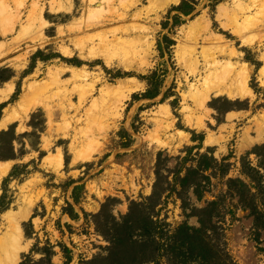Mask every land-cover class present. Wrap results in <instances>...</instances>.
<instances>
[{"label":"rangeland","instance_id":"rangeland-1","mask_svg":"<svg viewBox=\"0 0 264 264\" xmlns=\"http://www.w3.org/2000/svg\"><path fill=\"white\" fill-rule=\"evenodd\" d=\"M60 1L66 9L52 12V4ZM168 1L0 0V88L14 85L8 101L0 104H5L0 107V121L7 114L14 119L0 129V162H13L0 187V237L11 230L12 221L20 223L24 250L18 264L47 263L41 261L45 256L36 251V245L39 249L54 246V264L65 262L59 244L72 250L71 264L108 256L111 244L98 229L110 232L107 221L112 223L115 218L114 224L121 223L130 208L134 215L143 216L138 221L154 212L159 215L155 219L172 227L185 222L199 227L197 217H188L193 208H204L225 191L227 178L248 182L240 174L242 158L257 165L256 154L248 153L264 145H240L247 132L256 136V120L264 116V30L251 34L255 43L244 45L222 26L218 11L223 7L232 13L239 2L252 6L254 0ZM183 1L192 9L189 15L175 9ZM35 6L43 10L47 25L31 21ZM262 8H253L251 20L263 17ZM139 12L141 18L135 16ZM135 24L144 27L143 35L153 42L150 52L149 45L145 50L142 47L137 59L146 65L140 70L117 64L125 57L123 50L116 52L112 66H106L102 60H83L75 49L74 42L91 47L89 35L97 42L104 31ZM120 32L118 36L123 35ZM168 40L174 41L170 47ZM67 47L74 50L73 56L63 55ZM207 48H227L225 54L216 51L218 60L248 67L251 95L232 99L213 94L204 105L196 104V93L205 88L211 72L202 53ZM233 51L235 55L230 54ZM194 55L199 68L191 73L193 66L188 62ZM68 67L88 72V82L74 79ZM56 73L60 74L53 76ZM126 79L135 80L123 89V95H129L123 110L102 119V110H109L108 104L121 94L118 81ZM210 79L211 85L216 83ZM91 83L95 88L81 97L83 86ZM132 85L135 89L130 92ZM149 88L159 95L143 98ZM29 104L26 114L24 108ZM206 153L220 162L227 158L231 164L228 177L212 176L202 200L193 189L184 191L179 184L170 193L175 171L180 169L184 176L186 168L197 163L191 158L199 160ZM157 171L161 175L157 190L163 193L160 199L152 197ZM76 186H80L78 203L72 198ZM133 202L140 203L136 210ZM156 202L158 206H153ZM232 202L236 199L226 204L232 207ZM68 203L77 219L64 213ZM230 209L234 213L225 215L224 236L232 258L236 264H264V254L258 250L264 242L256 240L249 211L237 205Z\"/></svg>","mask_w":264,"mask_h":264},{"label":"trees","instance_id":"trees-1","mask_svg":"<svg viewBox=\"0 0 264 264\" xmlns=\"http://www.w3.org/2000/svg\"><path fill=\"white\" fill-rule=\"evenodd\" d=\"M176 11L189 15L192 9L186 7L183 1L176 8ZM174 41L168 40V46H172ZM149 79V78H148ZM159 95L158 90L154 91L149 88L142 94L143 98L154 99ZM137 95H134L136 98ZM5 104L0 107L3 108ZM190 152V151H189ZM258 158L257 165H252L246 157L242 158L240 174L242 178H227L231 164L227 163V158L221 162L213 155L208 153L201 154L199 160L194 166L186 168L185 175H181L180 169L175 171V184L171 187L170 193L176 191V185L179 184L182 190L188 191L193 189L198 200H202L206 191H209L212 176H220L226 179V189L220 192L214 200L207 202L204 208H193L188 217L195 216L198 218L199 227L188 225L186 222L172 227L165 220H157L155 215L149 213L145 219L138 221L136 219L143 216L134 215L131 208L121 223L113 222L111 231L107 232L102 228L98 229L101 235L110 242L108 256H96L91 260L81 259L78 264H236L228 251L224 236L225 215L233 212L232 207L238 206L242 210H248L253 218L254 228L256 229V240L261 244V234L264 233V145L257 147L252 152ZM2 157V156H0ZM190 158V157H189ZM211 171L210 174L208 172ZM157 181L154 186V194L158 199L162 198L163 193H158L157 187L160 178V171L156 172ZM80 186L73 189V199L78 203L77 190ZM181 192L178 193L180 195ZM151 199V197H150ZM182 199V198H181ZM228 206V201H233ZM184 202V200L182 199ZM140 203L133 202L132 206L136 210ZM185 202L183 209L186 211ZM153 206H158L157 202ZM72 219H77L78 214L70 203L64 209ZM234 213V212H233ZM87 216V214H85ZM70 228V226H69ZM219 240V242H218ZM36 251L43 252L45 256L41 261L46 264H54L53 256L56 254L54 246L51 248L39 249L35 246ZM61 252L64 255V264H71L73 261L72 250L65 244H59ZM264 254V247L258 248ZM33 252L35 249L32 250ZM107 257V258H106ZM24 264V262L22 263ZM40 264V262H39Z\"/></svg>","mask_w":264,"mask_h":264},{"label":"bare ground","instance_id":"bare-ground-1","mask_svg":"<svg viewBox=\"0 0 264 264\" xmlns=\"http://www.w3.org/2000/svg\"><path fill=\"white\" fill-rule=\"evenodd\" d=\"M163 1H164V3L167 2V4L169 2L168 0H163ZM89 2L92 4H95V3L99 4L98 3L99 0H89ZM136 4H138V3H136ZM253 5L255 8H259V7L264 8V0H254ZM253 5L248 6V5L243 4L242 2H239L237 5V9L232 13L228 12L229 9L226 10L227 8L224 9L223 7H221L218 11V18H219V20H221L222 26L226 30H230L231 33H233L237 38H239L244 45H249V44L255 43L254 39H250L251 34L256 32V31L264 30V15L260 19H254L253 18L254 21L251 20L250 13H251V11H253V8H254ZM102 8L103 7L100 6L98 10L101 11V10H103ZM235 8H236V6H235ZM65 9H66V7L62 1H60L59 3L52 4V12H54V13H61ZM263 14H264V12H263ZM9 15H11V13H9ZM135 16L137 18H141L142 12L137 13ZM122 17H124V15H122ZM8 21H9V19H8ZM29 21H30V19H29ZM31 21L45 22L44 16H43V10L41 8L38 9V7H36V6L34 7L32 14H31ZM31 23L33 24V22H31ZM45 24L47 25L48 23L45 22ZM45 24H44V26H46ZM96 27H98V26H96ZM144 30H146L144 27H142L141 25L135 24L133 26L124 27L123 29L120 28V29H116L113 31H104L103 35H100V37H99L100 38V40H98L99 42L93 41L94 40V39H92L93 37H90V35L88 36V38L90 39L89 42H91V41L93 42L92 43L93 45L91 47L86 46V44L83 45L80 42L79 43L74 42V46H75V49L78 52L79 56L83 60H85V61L102 60L106 66H112L114 64L113 61H114V55L116 54V52L119 50H123L125 53L124 58H126V59L121 57L122 59L121 60L118 59L119 62H117V64L119 63L120 66H122L123 68L128 69V70L129 69L140 70L141 66L145 63L141 61L142 58H140V60L137 58H139L141 56L142 49L143 48H144V50L146 49L144 46L149 45V47H147L149 52H150V48L153 46V42L152 41L150 42L148 40V38L143 35ZM120 31L123 32L122 36H118L119 35L118 32H120ZM87 42L88 41H86V43ZM203 51L204 52H202V53L205 55L204 61L206 62L205 67H207V68L210 67L211 72H209L210 74H208V76L210 75L209 77L206 76L207 80L205 79V85L203 84L205 88L203 87L204 89L201 92L197 91V93H196V104L197 105H202V104L204 105V103L207 101V99L209 100V98L213 94L227 95L228 97H230L232 99H241V98L247 97V96L252 94L250 87H249L250 71H249L248 67L246 65H240L239 66V65H237L231 61H226V62L224 61L223 62V61L218 60L219 57H216V55H215L216 51L219 52L220 54H225V53H227V48L226 49L213 48V50L212 49L209 50L207 48V50L204 49ZM210 51H213V52L210 53ZM62 52H63V55L68 56V57H71L74 55V50H72L68 47L63 48ZM193 53L195 54V49L193 50ZM148 54H150V53H148ZM230 54L235 55L236 52L233 51ZM192 57L193 56H191V58L189 59V62L188 61L187 62L191 65V67L193 66V71H191V73L192 72L196 73L197 69L199 68L198 67V59L195 57V55L193 58ZM65 70H66V68H65ZM67 72H69L74 79L75 78H80V79L82 78V79H84L83 80L84 82H88L87 78H89L88 77L89 74H86L88 72L84 73L83 70L81 71V69H76L73 67L72 68L68 67ZM262 72H264V68L262 69ZM59 74L56 73L53 76H56V75L58 76ZM211 76L213 77V79L216 80V83L212 84V85H211V83H209V79ZM52 78H54V77H52ZM134 80L133 79H126L123 81H118L119 86H117L118 87L117 90H119V89L121 90L120 92H121L123 97L120 98L119 97V96H121V94H120L119 96H116V98H113L111 103L108 104V105H110V108H108L109 110H107V109L102 110L103 111L102 119H105V118L113 115V113H116V115H119L121 113V111L123 110V102L126 98L129 97V95H125V96L123 95V94H125V91H123V89L125 88L126 85H128L130 83L132 84L134 82ZM76 82H78V81H76ZM137 83H135V84H137ZM94 85H95L94 83L84 85L83 89H82L81 97H83L86 93H88L89 91L94 89L95 88ZM26 88H29V87L28 86L25 87L24 93H26V90H27ZM40 89L41 88H39V90ZM134 89H135V86L132 85V86H129L128 91L131 92ZM95 90H93V91H95ZM103 90L104 89H102L101 92H103ZM117 90H115V91L117 92ZM13 91H14V85L13 84L11 86H5L4 88H0V104L5 102V101H8V99H9V97ZM31 91L32 90H30V92ZM91 92H89V93H91ZM37 93H38V91H37ZM22 97H23V95H22ZM26 97H27V95H26ZM24 103H22V101H21V104H23L25 106L26 103L25 104ZM30 105L31 104H29V106L27 108H24V110L26 109L25 110L26 114H28V112L30 110ZM14 111L15 110H13V112ZM229 116H230V114H229ZM229 118L231 119V117H229ZM13 120L8 114L5 115L0 121V129L7 127V125ZM255 126H256V129H255L256 136L251 137L249 135V132H247L246 138L242 139V142L240 144L242 148L247 146V145H250L252 143L264 142V116H262L260 119L256 120ZM77 157H81V158L84 157L86 159V157L84 155H81V154H78ZM62 160H63V155H62V153H59V161L62 162ZM12 166H13V162H5V163L0 162V187H1L3 179L7 176V174L11 170ZM11 226H12L11 230H9L6 234H4L3 236L0 237V264H18L19 261L21 260V254L24 250L23 240H22L23 239V231H22V227H21L20 223H16V222L12 221Z\"/></svg>","mask_w":264,"mask_h":264}]
</instances>
